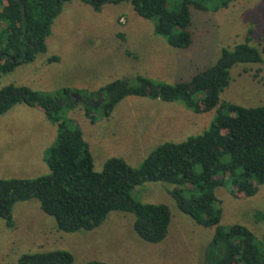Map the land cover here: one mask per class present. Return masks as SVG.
<instances>
[{
    "label": "rangeland",
    "instance_id": "1",
    "mask_svg": "<svg viewBox=\"0 0 264 264\" xmlns=\"http://www.w3.org/2000/svg\"><path fill=\"white\" fill-rule=\"evenodd\" d=\"M179 2L167 0L166 6L174 9ZM190 12L193 42L187 48H175L154 33L155 18L139 16L128 1L105 3L99 9L83 0L67 1L45 39L46 51L0 74V88L7 84L24 85L45 95L64 87L91 92L110 81L133 80L137 75L154 82L175 83L188 80L213 64L222 47L233 48L244 42L249 29V43L259 49L264 46L261 0H231L227 7L207 12L190 6ZM52 55L59 60L49 61L47 58ZM261 56V62L238 63L230 69V82L220 93V103L264 105V51ZM72 94L77 100L75 106L64 107L62 114L71 120L69 127L82 129L96 171L111 156L139 166L158 144L182 141L208 129L216 110L196 113L177 101L128 95L108 117L101 109L93 110L95 121L91 123L84 113V99L75 91ZM94 100L98 102L99 97ZM153 119L169 121L178 128L164 132L165 136L161 135L156 143H141L150 131L147 123ZM56 134V125L43 111L25 103H16L0 114V178H34L48 173L44 153ZM169 187L168 183L151 181L131 191L142 202L169 207L168 233L157 243L137 235L133 228L135 215L131 212L111 211L92 230L64 232L56 229L54 218L40 208L36 198L15 202L14 225L9 227L0 217V264H16L25 252L54 249L68 250L73 255L71 264L90 260L108 264H203L204 250L214 228L204 227L181 212L167 191ZM230 190L229 182L215 188L220 224L246 225L261 238L264 219L258 213H264V183L247 198H235Z\"/></svg>",
    "mask_w": 264,
    "mask_h": 264
},
{
    "label": "trees",
    "instance_id": "2",
    "mask_svg": "<svg viewBox=\"0 0 264 264\" xmlns=\"http://www.w3.org/2000/svg\"><path fill=\"white\" fill-rule=\"evenodd\" d=\"M67 1L70 0H0V74L46 51L45 39ZM83 1L94 9L105 3L128 1L139 16L155 18L154 33L164 37L170 46L187 48L193 42L190 6L216 11L227 7L231 0H180L174 9L167 8V0ZM250 34L249 29L244 42L233 48L222 47L213 64L175 83L154 82L137 75L133 80L110 81L91 92L64 87L49 95L24 85L1 87L0 114L16 103H25L42 110L56 125L57 134L44 153L48 173L34 178H0V217L12 227L15 202L36 198L40 208L54 218L57 230L74 232L98 227L111 211H126L135 215L133 228L137 235L157 243L168 233L170 209L163 203L142 202L131 191L144 182L161 181L171 185L167 191L181 212L204 227L214 228L203 264H264V230L258 238L246 225H221L215 195L216 187L229 182L233 197L247 198L264 183V105L245 107L219 102L235 64L262 61L264 46L259 49L251 45ZM47 59L57 61L59 57ZM73 91L84 99V113L91 123L95 121L93 110L101 109L108 117L128 95L177 101L196 113L216 110L208 129L182 141L160 143L139 166L111 156L96 171L82 129L69 127L71 120L62 114L64 107L75 106ZM94 97L99 101L95 102ZM258 214L264 219V213ZM72 262L73 255L68 250L54 249L22 253L16 264ZM83 264L108 263L90 260Z\"/></svg>",
    "mask_w": 264,
    "mask_h": 264
},
{
    "label": "crops",
    "instance_id": "3",
    "mask_svg": "<svg viewBox=\"0 0 264 264\" xmlns=\"http://www.w3.org/2000/svg\"><path fill=\"white\" fill-rule=\"evenodd\" d=\"M152 119V116H150ZM151 122V123H149ZM147 124H149V130L146 133V137L141 139V143H156L158 138L163 135L165 136L164 132H169L173 130V128H178L176 124L169 123V121L163 122L160 120L153 119L152 121H149ZM109 129V128H107ZM166 141H172V140H166ZM165 142V141H164ZM159 145V144H158ZM58 233V232H57ZM16 260V256L14 258Z\"/></svg>",
    "mask_w": 264,
    "mask_h": 264
},
{
    "label": "water",
    "instance_id": "4",
    "mask_svg": "<svg viewBox=\"0 0 264 264\" xmlns=\"http://www.w3.org/2000/svg\"><path fill=\"white\" fill-rule=\"evenodd\" d=\"M72 96H74V94H72ZM76 96V95H75Z\"/></svg>",
    "mask_w": 264,
    "mask_h": 264
}]
</instances>
